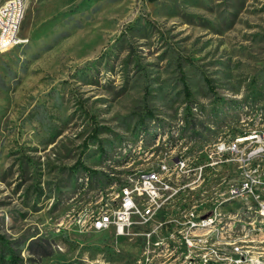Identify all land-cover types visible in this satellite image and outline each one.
Instances as JSON below:
<instances>
[{"label":"rangeland","instance_id":"obj_1","mask_svg":"<svg viewBox=\"0 0 264 264\" xmlns=\"http://www.w3.org/2000/svg\"><path fill=\"white\" fill-rule=\"evenodd\" d=\"M20 38L0 55V264H264V0H28ZM124 189L125 234L91 231Z\"/></svg>","mask_w":264,"mask_h":264},{"label":"built area","instance_id":"obj_2","mask_svg":"<svg viewBox=\"0 0 264 264\" xmlns=\"http://www.w3.org/2000/svg\"><path fill=\"white\" fill-rule=\"evenodd\" d=\"M27 9L28 0H0V55L26 42L20 38V34ZM158 184H163L161 177L154 172H149L142 175L135 190L140 196L147 194L148 200L155 205L160 198ZM131 193L129 189H124L122 194H118L117 198L122 200L120 207L119 205L111 206L109 202H106L104 207L97 209L96 214L86 215V222L90 224L89 229L94 232H103L114 225L119 235L125 234L132 209L135 208ZM112 201L115 202L117 199Z\"/></svg>","mask_w":264,"mask_h":264},{"label":"trees","instance_id":"obj_3","mask_svg":"<svg viewBox=\"0 0 264 264\" xmlns=\"http://www.w3.org/2000/svg\"><path fill=\"white\" fill-rule=\"evenodd\" d=\"M78 163L82 165V161H79ZM29 248H30L29 250H30V252H32V254L37 255L41 259L50 257L53 254V251H52L53 244L52 243L33 242L30 244ZM19 261H20V258L17 259L16 255L12 253L11 262L13 264H16Z\"/></svg>","mask_w":264,"mask_h":264}]
</instances>
